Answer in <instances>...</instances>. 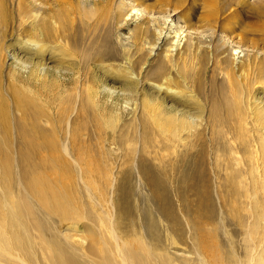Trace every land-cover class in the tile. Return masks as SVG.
Returning <instances> with one entry per match:
<instances>
[{
	"label": "rangeland",
	"instance_id": "rangeland-1",
	"mask_svg": "<svg viewBox=\"0 0 264 264\" xmlns=\"http://www.w3.org/2000/svg\"><path fill=\"white\" fill-rule=\"evenodd\" d=\"M0 264H264V0H0Z\"/></svg>",
	"mask_w": 264,
	"mask_h": 264
}]
</instances>
